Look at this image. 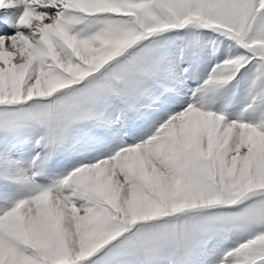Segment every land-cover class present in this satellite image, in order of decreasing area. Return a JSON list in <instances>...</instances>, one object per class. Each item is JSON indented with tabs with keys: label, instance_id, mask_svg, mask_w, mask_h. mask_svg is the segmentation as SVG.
Returning <instances> with one entry per match:
<instances>
[{
	"label": "snow or ice",
	"instance_id": "1",
	"mask_svg": "<svg viewBox=\"0 0 264 264\" xmlns=\"http://www.w3.org/2000/svg\"><path fill=\"white\" fill-rule=\"evenodd\" d=\"M0 264H264V0H0Z\"/></svg>",
	"mask_w": 264,
	"mask_h": 264
}]
</instances>
